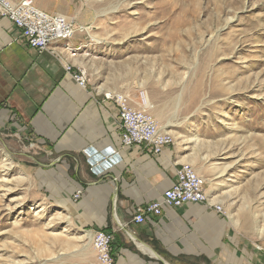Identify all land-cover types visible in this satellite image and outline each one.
<instances>
[{"label":"rangeland","instance_id":"obj_1","mask_svg":"<svg viewBox=\"0 0 264 264\" xmlns=\"http://www.w3.org/2000/svg\"><path fill=\"white\" fill-rule=\"evenodd\" d=\"M32 2L74 23L75 55L52 50L85 72L88 95L124 94L147 110L172 134L176 166L205 179L223 213L213 210L192 264H264V0ZM40 94L22 109L0 88V264H99L96 231L65 191L79 168L63 178L50 164L63 95L57 85Z\"/></svg>","mask_w":264,"mask_h":264},{"label":"crops","instance_id":"obj_2","mask_svg":"<svg viewBox=\"0 0 264 264\" xmlns=\"http://www.w3.org/2000/svg\"><path fill=\"white\" fill-rule=\"evenodd\" d=\"M53 48L61 55L66 51L52 43L39 53L19 38L10 21L0 18V88L4 94L22 109L30 108L32 94L41 95L47 87L57 85L63 95L56 101L60 102V128L50 130V150L56 154L50 164L60 167L61 176L67 175L70 166L79 168L73 172L76 181L69 180L71 185L65 191L72 198L76 190H81L74 206L84 226L93 232H121L116 238L112 234L114 264H127L128 260L139 264L135 250L156 257L142 251L137 243L156 248L157 256L162 257L156 259L161 262L192 264V257L205 248L198 245L202 233L219 221L217 213L213 214L208 205L187 204L165 208L160 216H148L142 224L133 222L136 209L160 198L175 181L178 166L171 150L166 147L161 154L153 155L142 148L122 147L114 102L88 95L87 88L79 87L72 75L64 72L69 60L58 59ZM107 149L120 160L104 168Z\"/></svg>","mask_w":264,"mask_h":264},{"label":"built area","instance_id":"obj_3","mask_svg":"<svg viewBox=\"0 0 264 264\" xmlns=\"http://www.w3.org/2000/svg\"><path fill=\"white\" fill-rule=\"evenodd\" d=\"M0 18L10 21L18 30L19 38L37 52H42L52 43L62 45L73 57L75 51L69 45L76 27L70 20L54 13L36 7L32 0H0ZM65 71L71 73L79 87L86 86L87 77L84 71L76 68L70 62L65 65ZM104 98L111 100L117 107L119 139L124 148H142L153 155H159L164 148L173 143L170 132H164L154 117L145 109L134 107L124 94H105ZM108 162L104 168L119 162L120 158L113 150L107 149ZM205 180L191 166L182 164L175 171V181L165 189L160 198L147 202L136 209L133 222L142 224L148 216H160L165 208H179L187 204L208 205L216 213L222 214L219 205L208 203L204 191ZM81 190H76L72 199L76 201ZM113 236L110 232L97 230L92 239V245L99 264H114L112 253ZM264 258V251L262 254Z\"/></svg>","mask_w":264,"mask_h":264},{"label":"bare ground","instance_id":"obj_4","mask_svg":"<svg viewBox=\"0 0 264 264\" xmlns=\"http://www.w3.org/2000/svg\"><path fill=\"white\" fill-rule=\"evenodd\" d=\"M160 130H162V131H164V128L163 127H160L159 128ZM186 144V143H185ZM215 170H216V172L217 173H220V172H222L223 171V169H221V168H218V167H215L214 168ZM202 177V176H201ZM203 178V177H202ZM205 180V179H204ZM205 182V181H204ZM212 201H214V198L212 199ZM137 245H138V247L142 250V251H144V252H147V253H149V254H152L153 256H157V254L156 253H154L151 249H149L146 245H144V244H140V243H137Z\"/></svg>","mask_w":264,"mask_h":264},{"label":"water","instance_id":"obj_5","mask_svg":"<svg viewBox=\"0 0 264 264\" xmlns=\"http://www.w3.org/2000/svg\"><path fill=\"white\" fill-rule=\"evenodd\" d=\"M156 257L160 259V257H159V256H156Z\"/></svg>","mask_w":264,"mask_h":264}]
</instances>
